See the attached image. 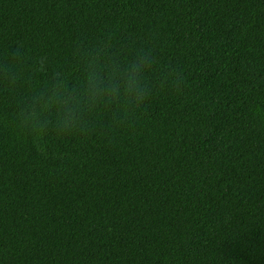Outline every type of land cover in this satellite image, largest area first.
Here are the masks:
<instances>
[{"label": "trees", "instance_id": "obj_1", "mask_svg": "<svg viewBox=\"0 0 264 264\" xmlns=\"http://www.w3.org/2000/svg\"><path fill=\"white\" fill-rule=\"evenodd\" d=\"M106 35L150 41L182 95L46 151L8 128L12 68L46 54L75 82L74 43ZM0 264H264V0H0Z\"/></svg>", "mask_w": 264, "mask_h": 264}, {"label": "clouds", "instance_id": "obj_2", "mask_svg": "<svg viewBox=\"0 0 264 264\" xmlns=\"http://www.w3.org/2000/svg\"><path fill=\"white\" fill-rule=\"evenodd\" d=\"M43 55L32 66L33 79L21 81L15 68L7 74L10 81L23 82L29 89L8 128L31 139L40 151H46L50 135L83 136L88 121L101 109H114L122 117L137 115L160 91L183 93L182 73L163 66L150 41L117 47L110 35L99 42L77 40L72 48L75 82L68 69L53 70L49 56ZM11 56L23 62L22 53L13 51Z\"/></svg>", "mask_w": 264, "mask_h": 264}]
</instances>
